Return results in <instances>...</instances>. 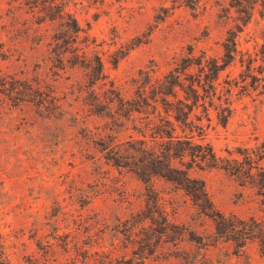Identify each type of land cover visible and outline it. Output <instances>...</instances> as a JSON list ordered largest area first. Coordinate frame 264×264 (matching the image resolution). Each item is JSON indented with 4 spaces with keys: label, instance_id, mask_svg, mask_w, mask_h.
<instances>
[{
    "label": "rangeland",
    "instance_id": "rangeland-1",
    "mask_svg": "<svg viewBox=\"0 0 264 264\" xmlns=\"http://www.w3.org/2000/svg\"><path fill=\"white\" fill-rule=\"evenodd\" d=\"M236 8L257 50L264 0H0V264H264V88L234 87L228 122H203L234 168L189 169L209 208L130 148L144 72L219 57Z\"/></svg>",
    "mask_w": 264,
    "mask_h": 264
},
{
    "label": "trees",
    "instance_id": "trees-1",
    "mask_svg": "<svg viewBox=\"0 0 264 264\" xmlns=\"http://www.w3.org/2000/svg\"><path fill=\"white\" fill-rule=\"evenodd\" d=\"M236 9L243 13L239 14L241 23L227 31L219 57L188 48L161 76L144 72V80L128 104V111L137 114L136 131L143 136L138 147L130 148L143 154L145 171L172 181L202 209L209 208L203 180L192 178L189 169L196 166L234 170L224 166L212 145L204 141V120L211 119L213 110L221 124L228 122L234 87L264 88V39L257 50L239 46V33L247 26L251 13ZM75 27L71 28L74 32L78 31ZM236 64L240 67L237 77H230L228 71L226 78L220 80L222 71ZM151 140H157L155 146L148 144ZM176 160L185 168L174 166ZM257 172L264 177L261 170ZM257 186L264 189V182Z\"/></svg>",
    "mask_w": 264,
    "mask_h": 264
}]
</instances>
